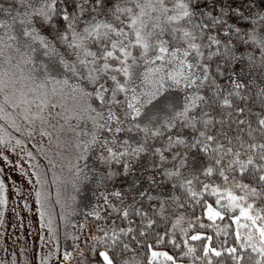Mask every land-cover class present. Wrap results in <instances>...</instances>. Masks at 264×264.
I'll return each mask as SVG.
<instances>
[{
    "label": "snow or ice",
    "instance_id": "1",
    "mask_svg": "<svg viewBox=\"0 0 264 264\" xmlns=\"http://www.w3.org/2000/svg\"><path fill=\"white\" fill-rule=\"evenodd\" d=\"M0 264H264V0H0Z\"/></svg>",
    "mask_w": 264,
    "mask_h": 264
}]
</instances>
